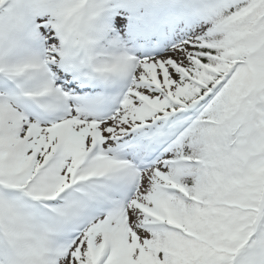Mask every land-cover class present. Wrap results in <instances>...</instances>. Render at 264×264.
Instances as JSON below:
<instances>
[{"label":"snow or ice","instance_id":"snow-or-ice-1","mask_svg":"<svg viewBox=\"0 0 264 264\" xmlns=\"http://www.w3.org/2000/svg\"><path fill=\"white\" fill-rule=\"evenodd\" d=\"M0 264H264V0H0Z\"/></svg>","mask_w":264,"mask_h":264}]
</instances>
